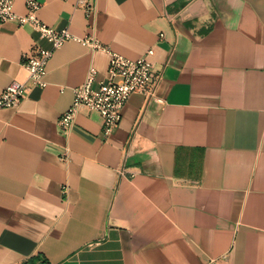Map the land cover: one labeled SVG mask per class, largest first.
<instances>
[{"label": "crops", "instance_id": "crops-1", "mask_svg": "<svg viewBox=\"0 0 264 264\" xmlns=\"http://www.w3.org/2000/svg\"><path fill=\"white\" fill-rule=\"evenodd\" d=\"M38 1L56 29L127 58L153 49L164 101L131 93L106 137L82 108L64 134L73 88L91 65L97 87L109 56L55 50L46 86L0 108V264H264V0H93L88 16ZM35 43L49 46L0 23V92L28 81Z\"/></svg>", "mask_w": 264, "mask_h": 264}, {"label": "built area", "instance_id": "built-area-1", "mask_svg": "<svg viewBox=\"0 0 264 264\" xmlns=\"http://www.w3.org/2000/svg\"><path fill=\"white\" fill-rule=\"evenodd\" d=\"M25 12L19 14L14 11L15 0H0V23L14 22L19 26L28 25L38 33L40 39L48 42L44 47L35 43L31 50L23 53V66L28 72V81L12 80L0 92V108H16L25 98L32 87H45L46 66L55 50L59 49L66 41L74 40L87 46L91 50H101L108 54L107 74L98 81L94 87L97 70L91 65L85 80L73 88V99L57 120V126L62 133L68 134L75 123L78 112L82 109L94 110L100 113L103 119L102 135H110L118 126L122 109L129 95L133 92H143L149 98H154L158 103H163V98L156 95V88L162 78L161 71L154 70L148 56L154 50L148 49L145 54L136 58H127L111 50L93 35L79 37L73 35L67 28L56 29L44 23L38 17L41 2L38 0H24ZM85 9L86 15L95 12L93 0H79ZM61 157L67 159V150ZM65 190V189H64Z\"/></svg>", "mask_w": 264, "mask_h": 264}]
</instances>
